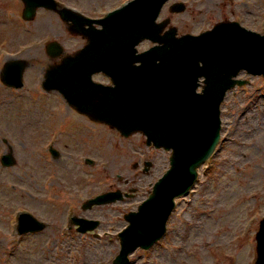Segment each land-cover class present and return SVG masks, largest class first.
I'll use <instances>...</instances> for the list:
<instances>
[{"label":"rangeland","instance_id":"1","mask_svg":"<svg viewBox=\"0 0 264 264\" xmlns=\"http://www.w3.org/2000/svg\"><path fill=\"white\" fill-rule=\"evenodd\" d=\"M63 1L65 4L80 5L76 9L86 14L99 10L101 6L106 9L113 3V0ZM177 1L185 2L187 8L183 14L169 15L172 22L184 24L188 21L198 31L211 26L210 14L207 19L197 14L212 12L213 0H208V5L199 0ZM163 14L166 15L167 11ZM191 16H196V19ZM48 25L52 27L53 23H48L45 17L29 24L26 43L19 38V34L9 36L10 31L0 25V45L7 44L8 36V42L16 47L5 48L7 51L13 52L27 45L24 57L30 62L24 72L23 89L13 92L0 86V156L7 147L1 142L5 139L16 160L13 168L0 169V264H71L70 257L74 254L81 259L76 264H107L119 250L114 234L125 225L120 222L121 213L134 210L146 196L150 182L160 171L158 169L166 166L167 155L150 150L154 168L147 178L138 183V196L113 206L93 209L89 214L102 221V232L107 233L101 245L82 246L85 238L72 237L66 239L71 246L45 247L54 233L67 226L71 207H78L84 199L106 188L99 185L105 174L94 178L97 170L104 166L110 173L116 171L120 174L123 167L125 176L134 162V151H148L144 138L139 135L119 142L105 136L104 141L107 139L111 146H117V152L113 153L110 146H105V151L102 147L93 146L92 153L88 154L91 150L82 146L86 142L91 145V141L87 137V141L83 140L85 131L79 123L73 139L65 136L56 147L60 158L57 161L50 159L45 150L46 141H41L37 132L43 129L44 119L39 125L37 122L44 113H40L42 107L38 101L41 94H37L36 84L41 79L42 68L49 63L38 47L62 30L54 25L51 34H47ZM181 27L184 29V25ZM35 34L40 39H35ZM44 102L46 105L47 101ZM221 110L222 138L225 141L216 155L214 168L208 171L201 169L194 191L178 203L165 237L147 253L136 251L131 257V264H254V235L264 214V121L259 123L264 114V80L253 79L248 87L235 89L228 95ZM47 114L45 109L44 117ZM66 122L68 128L64 131L73 130L71 120ZM82 156L95 160L94 168L90 170L81 163L79 165ZM45 181L49 185H45ZM42 186L53 190L47 191ZM63 211H67L64 218ZM21 212H29L44 221L50 230L17 240L14 226Z\"/></svg>","mask_w":264,"mask_h":264},{"label":"water","instance_id":"2","mask_svg":"<svg viewBox=\"0 0 264 264\" xmlns=\"http://www.w3.org/2000/svg\"><path fill=\"white\" fill-rule=\"evenodd\" d=\"M144 1L136 3L137 8L131 4L101 22L104 34L109 39H118L123 49V42L127 39L133 40V43L138 36L151 37L143 23L152 22L164 0H147L145 6H150L148 9H143ZM230 40L228 30L215 29L195 41L167 44L163 48L153 49L142 56V67L140 70L136 69L138 75L134 81L130 80V87L121 84L118 87L119 79L116 87L109 90L112 98L107 97L105 103L88 102L95 111L94 115L98 113V120L116 127L125 135L142 131L147 136V144L173 150L170 176L164 186L157 188L159 194L155 195L162 200L160 209L158 213L153 211L159 208V203L154 204L152 200L146 208L150 210V214L142 211L137 215L145 222L144 226L137 227L136 222L130 220L131 226L121 239L126 253L137 245H149L161 236L166 216L172 207V198L178 195L171 190L177 182L180 184V192L190 186L195 179L194 167L204 161L212 151L219 129L218 106L223 91L230 86L227 85L230 79L240 69L256 74L264 73V49L253 56L256 59L254 61L250 59L253 52L247 49L246 52L232 50L227 44ZM81 54L86 56L84 52ZM116 57L119 64L126 65L129 62L124 51L119 52ZM82 62L87 64L82 59L70 60L67 67ZM199 63L203 64V68L195 71L194 67ZM105 64H113L110 56ZM20 66L21 76L26 65L23 63ZM68 71L70 72L69 68ZM58 72L55 69L47 74L44 87L47 90L58 89L71 104L77 105L80 95L72 91L74 84L67 79H56L55 73ZM190 73L206 76L208 85L202 95L195 94V76L190 78L187 75ZM117 95L124 98L116 100ZM8 158L12 164L11 156ZM25 231L21 228V232ZM257 242L255 264H264V221L257 234Z\"/></svg>","mask_w":264,"mask_h":264},{"label":"flooded vegetation","instance_id":"3","mask_svg":"<svg viewBox=\"0 0 264 264\" xmlns=\"http://www.w3.org/2000/svg\"><path fill=\"white\" fill-rule=\"evenodd\" d=\"M16 1L0 0V3L6 4L0 6V20H4L6 14H9L16 20H21L24 6L20 0ZM39 12L46 14L47 17L54 14L45 9H40L38 10ZM212 15L215 24L232 22L257 33L264 30V0H213ZM81 29L83 28L81 27ZM85 30L94 32V29L91 27ZM74 39L80 40L82 46L87 43L85 38L79 36L74 37ZM76 50H71L69 53H73ZM92 79L96 83L108 84V79L102 74H95Z\"/></svg>","mask_w":264,"mask_h":264}]
</instances>
